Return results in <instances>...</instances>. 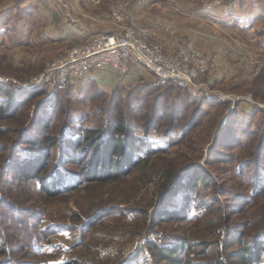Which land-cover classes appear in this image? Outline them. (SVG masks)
Returning <instances> with one entry per match:
<instances>
[{
  "label": "rangeland",
  "instance_id": "1",
  "mask_svg": "<svg viewBox=\"0 0 264 264\" xmlns=\"http://www.w3.org/2000/svg\"><path fill=\"white\" fill-rule=\"evenodd\" d=\"M29 3L0 0V264H175L163 261L152 244H194L176 255L201 261L234 252L240 243L228 244L233 231L246 234V245L264 241V48L236 79L214 85L206 77L210 92L226 102L150 73L112 88L91 78L37 83L71 46L57 42L51 22ZM47 99L49 111L40 107ZM122 118L130 137L143 138L147 146L136 144L149 151L118 180L83 181L48 195L39 179L17 173L31 159L43 174L80 178L66 136L92 130L112 136ZM45 131L61 142L51 148L41 139ZM197 169L206 179L182 188ZM181 174L186 179L176 184ZM96 210L108 213L92 220ZM158 210L174 217L154 222Z\"/></svg>",
  "mask_w": 264,
  "mask_h": 264
},
{
  "label": "crops",
  "instance_id": "2",
  "mask_svg": "<svg viewBox=\"0 0 264 264\" xmlns=\"http://www.w3.org/2000/svg\"><path fill=\"white\" fill-rule=\"evenodd\" d=\"M29 4L40 7L60 37L57 42H68L71 47L100 33H119L131 20L150 28L152 40L167 54H173L180 41L196 36L200 51L217 62L209 74L214 85L236 79L264 48V0H231L225 5L212 0H33ZM247 34L256 44L244 40ZM148 73L134 61L125 78L111 71H97L89 78L98 86L112 88Z\"/></svg>",
  "mask_w": 264,
  "mask_h": 264
},
{
  "label": "trees",
  "instance_id": "3",
  "mask_svg": "<svg viewBox=\"0 0 264 264\" xmlns=\"http://www.w3.org/2000/svg\"><path fill=\"white\" fill-rule=\"evenodd\" d=\"M92 84L95 85L94 81H92ZM51 102L52 100L48 99L42 100L40 102V107H43L45 111H49L51 109ZM45 120L46 117L45 119L43 117V129L49 128V125H47L49 121L47 123ZM128 126L129 124L126 119L122 118L121 121L113 127L115 134L112 136L109 131L105 130L86 131L83 136H66V139L69 141L68 145L72 149L70 150V154H72L70 162L77 163L82 167L80 178L71 177L65 173L58 174L56 172L54 175L43 174L42 171L45 168L41 167L42 164L35 163V161L31 159L27 165L16 167V171L26 180L39 179L41 185H43L44 192L48 195H57L68 192L71 189L79 188L83 181L92 184L94 182L102 183L106 180H118L122 175L126 174L125 172H127L129 168L138 165L137 162L139 158L137 159V155L144 153L143 151H149V149L145 147L147 146V142H143V138L130 137L131 130H129ZM46 131L41 138L42 141L51 145V148L57 146L61 142L59 140L60 138ZM135 139H139L141 142L140 144H145V146L141 147L140 144L138 146ZM134 149L137 153L135 156H133L135 153ZM49 150L51 149H48V151ZM90 165L91 168H89ZM182 178H185L182 174L175 178L176 184L178 181H182ZM195 179H206L202 169H197L194 174V179H192L189 184L182 185V188L188 187V189H190V187H194L195 184H197ZM179 185L181 186V184ZM95 212L96 213L92 215V220L102 216L103 213H108L100 212V210H96ZM173 217L174 214L171 212H161V210H158L154 215L153 221L155 222L156 220L170 219ZM245 236L246 234L243 233L231 232L228 244L237 242L238 244L240 243L239 247L234 250V252L220 254L219 258L216 260L204 259L200 261L196 260L193 256L186 260H181L180 257L176 255L180 253L184 247L193 250L195 247L194 244L179 243L173 246L152 244L151 247L163 261L175 264H229L230 259L237 260L241 264H263L261 252L264 251V241L257 239L254 244L246 245L243 242ZM6 248L7 247L1 249V252L4 254L7 253Z\"/></svg>",
  "mask_w": 264,
  "mask_h": 264
},
{
  "label": "built area",
  "instance_id": "4",
  "mask_svg": "<svg viewBox=\"0 0 264 264\" xmlns=\"http://www.w3.org/2000/svg\"><path fill=\"white\" fill-rule=\"evenodd\" d=\"M217 4H221V1L218 0ZM134 61L141 63L162 82H174L195 94L204 92L206 96L217 97L221 102L228 101L224 95H214L209 90L205 79L217 62L200 51L196 36L180 41L175 46V52L167 54L161 44L152 40L150 28L135 20L129 21L119 33H100L73 45L56 58L48 70L36 78V82L47 77L48 82L60 85L68 80L88 79L97 71L125 74ZM260 69L261 66L258 67ZM232 110V106L227 108L228 113Z\"/></svg>",
  "mask_w": 264,
  "mask_h": 264
}]
</instances>
